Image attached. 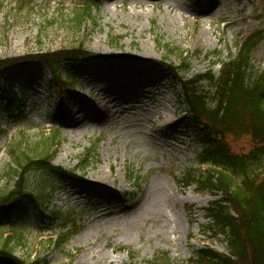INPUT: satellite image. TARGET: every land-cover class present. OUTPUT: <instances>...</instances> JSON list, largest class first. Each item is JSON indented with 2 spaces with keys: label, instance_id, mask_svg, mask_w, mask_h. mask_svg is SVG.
<instances>
[{
  "label": "rangeland",
  "instance_id": "1",
  "mask_svg": "<svg viewBox=\"0 0 264 264\" xmlns=\"http://www.w3.org/2000/svg\"><path fill=\"white\" fill-rule=\"evenodd\" d=\"M84 4L93 7L78 30L74 9ZM257 31H264V0H0V59L78 44L101 56L82 61L66 90L37 63L0 71V95L14 81L22 105L0 106V190L13 184L12 149H42L56 129L53 165L79 167L76 178L30 174V187L45 189L48 207L26 199L12 222L0 213V243L22 233L15 255L49 264H188L205 246L228 255L225 242L206 232V209L218 198L186 176L200 169L204 135L166 67L187 57L186 80L209 70L218 77L219 64ZM263 71L264 41L251 62L253 76ZM227 141L238 155L255 146L250 137ZM263 166L264 159L251 160L248 171ZM68 230L60 246L49 245Z\"/></svg>",
  "mask_w": 264,
  "mask_h": 264
},
{
  "label": "trees",
  "instance_id": "2",
  "mask_svg": "<svg viewBox=\"0 0 264 264\" xmlns=\"http://www.w3.org/2000/svg\"><path fill=\"white\" fill-rule=\"evenodd\" d=\"M92 5L74 9V24L79 30L89 20ZM264 41V31L250 34L238 44V53L228 62H221L220 74L215 77L211 70L204 75L186 80L188 58L180 60L179 67H168L169 73L179 79L188 106V118L202 128L203 149L199 158L201 166L208 168L189 171L186 176L191 184L207 192L218 200L207 209L210 226L206 232L226 243L228 255H223L208 247L196 253L189 264H264V166L250 174L251 160L264 159V71L254 76L251 73L252 55ZM93 56L82 44L64 47L58 51H41L13 59H0V70L13 64L36 61L50 69L57 85L63 88L74 83L79 72L80 60ZM68 67L70 76L61 72V65ZM181 74V75H180ZM203 82L211 85L209 91L201 90ZM13 82L0 95V106L8 110L20 111L19 98L13 91ZM19 109V110H18ZM204 131V132H203ZM59 132L48 134L31 152L20 153L18 148L11 151L17 169H12L13 184L0 190V213L8 222L18 213L20 202L29 198L41 209L48 206L45 189L31 188L28 177L36 172L65 171L52 165L51 148L59 144ZM228 137H250L255 144L247 155L232 152ZM89 155V154H88ZM88 157L82 160L87 162ZM75 177L74 172H68ZM239 176H241L239 178ZM15 216V215H14ZM71 235L61 236L60 240H50L49 245L60 246ZM22 233L7 236L0 243V262L7 264H49L46 257L35 261L15 255L22 248Z\"/></svg>",
  "mask_w": 264,
  "mask_h": 264
},
{
  "label": "bare ground",
  "instance_id": "3",
  "mask_svg": "<svg viewBox=\"0 0 264 264\" xmlns=\"http://www.w3.org/2000/svg\"><path fill=\"white\" fill-rule=\"evenodd\" d=\"M203 35H204V33L201 32V33L199 34L198 39L202 40L201 37H203ZM79 102H80V101H79ZM80 103H81V102H80ZM74 122H75V121H74ZM161 122H162L163 124H165V125H168V124H170L172 121L169 120L168 118H164V119H161ZM170 202H173L175 205L177 204V200H176V196H175V195H172V196L170 197Z\"/></svg>",
  "mask_w": 264,
  "mask_h": 264
}]
</instances>
